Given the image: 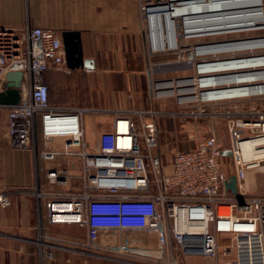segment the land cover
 Segmentation results:
<instances>
[{
	"label": "built area",
	"instance_id": "2783aa9c",
	"mask_svg": "<svg viewBox=\"0 0 264 264\" xmlns=\"http://www.w3.org/2000/svg\"><path fill=\"white\" fill-rule=\"evenodd\" d=\"M183 1L188 0H138L149 27L150 55L178 53L185 41L210 38L197 44L188 56L186 66L196 65L195 77L150 76L152 101L144 110L53 107L46 73H71L60 32L31 26L0 28V80L19 71L25 81L20 103L0 104V117L3 111L7 113L11 147L32 152L38 166L61 158L81 170L82 186L72 184L67 169L50 167L45 182L38 177L31 190L21 192L36 200L39 230L44 218L50 225L76 224L86 230L84 238L40 230L35 241L40 249L39 264L53 257L46 247L74 249L124 264H191L181 253L202 255L206 264H264V195H250L246 182L249 172L264 163V63L239 71L200 70L264 59V35L259 34L264 31V0H257L254 6L260 10L261 21L244 31L251 32L250 37L225 38L243 33L236 31L189 34L178 19L173 47L158 49L151 34L150 10ZM163 35L165 38L167 32ZM239 42L254 45L240 51L225 47ZM248 74L254 78L231 81ZM221 93L230 94L218 95ZM167 97H175L181 111L153 106L154 100ZM96 114L110 116L112 129L89 140L85 118ZM167 116L191 123L224 122L229 145H220L213 132L203 134L195 148L176 152L165 164L157 150V123ZM57 138L65 141L61 149L53 143ZM259 138L260 143L248 145ZM227 150L230 156L223 154ZM254 150L262 153L256 155ZM232 175L240 195L226 188ZM11 194L0 192V207L11 205ZM139 230L153 234L154 245H133L126 240L128 233Z\"/></svg>",
	"mask_w": 264,
	"mask_h": 264
},
{
	"label": "crops",
	"instance_id": "0c3cea01",
	"mask_svg": "<svg viewBox=\"0 0 264 264\" xmlns=\"http://www.w3.org/2000/svg\"><path fill=\"white\" fill-rule=\"evenodd\" d=\"M27 26L52 28L58 30L61 36L65 31L79 32L84 59L94 62L93 69H71L70 74L56 71L46 73L45 80L50 88L53 107L129 111L144 110L150 106L142 96V76L145 71L141 65L146 67L147 64V25L140 14L138 0H0V28L22 29ZM140 54L144 56L142 59ZM50 72L59 73L65 78H55L52 74L56 73ZM87 72L100 76L101 80L97 84L93 82L85 86V81L81 82L80 79L85 74L89 75ZM121 76L122 85L116 82L119 80L116 77ZM83 89L89 93L90 103L75 104V99L82 101L80 92ZM65 93L71 94L70 102L65 100ZM149 97L150 92L145 100ZM85 122L89 140L111 130L113 125L112 118L102 114L88 115ZM222 124L223 135H219L215 129L211 131L216 133L220 145L227 147L229 137L225 132V123ZM64 142L60 138L53 141L58 149L63 147ZM50 167L67 169L72 184L82 186L78 165L70 166L65 159L59 158L54 163L40 162L38 166L32 152L11 147L7 133V113L3 111L0 117V192L7 190L12 194L11 205L0 207V264H39L40 249L35 241L42 229L51 234L75 238L86 236V230L76 224L50 225L45 218L39 230L36 200L21 192L31 190L38 177L41 182H45V171ZM125 237L133 245L155 243L153 234L140 230L128 233ZM48 248L52 250L53 257L45 259L46 264H124L83 255L74 249ZM180 256L191 264L207 263L202 255L181 253Z\"/></svg>",
	"mask_w": 264,
	"mask_h": 264
},
{
	"label": "rangeland",
	"instance_id": "374dc122",
	"mask_svg": "<svg viewBox=\"0 0 264 264\" xmlns=\"http://www.w3.org/2000/svg\"><path fill=\"white\" fill-rule=\"evenodd\" d=\"M181 19V18H180ZM178 20V23L181 22V20ZM147 26V31H148ZM260 35H264V31H261L259 33ZM251 36V32H243V33H237V34H230L227 35L226 39H237V38H247ZM210 38H201V39H190L188 41H185L183 44V47L180 49L178 53H166V54H159V55H150L148 44H147V64L142 66V70L145 71V74H143V92L142 96L144 97V101L147 102L146 104L151 105V86H150V76H154V78H171V77H178V76H194L195 77V71H196V65L195 68H187V61L188 56L190 52H192L194 47L197 44L200 43H206ZM140 57L142 59L143 54H140ZM142 61V60H141ZM199 60H197L198 64ZM180 66V67H176ZM180 71V72H177ZM56 73V72H52ZM89 75L85 74L83 77H81L80 81L85 83V86L89 83L95 82L96 84L99 82V79L101 80L100 76H95V74ZM55 78H65V76L56 73L52 74ZM49 76V74H48ZM117 78L120 80H117ZM83 79V80H82ZM107 78H105L106 80ZM116 82H120V85L123 84V79L121 77H116ZM148 80V83H147ZM85 89V87H84ZM82 90L80 92V100L75 99L77 102L75 104H87L90 103V95L87 94L85 90ZM150 97L147 98V101L145 100L146 96ZM102 94V93H100ZM128 96V93H126ZM85 96H89L88 98H85ZM95 96L96 93H95ZM64 98L66 101L71 100V94L65 93ZM194 105H197V103H193ZM153 106L159 107L164 111H181V108L176 103L175 97H167L163 98L162 100H154ZM160 108V107H159ZM158 109V108H156ZM158 126V141H159V147L158 151L162 155L164 163L169 164L172 160L173 155L176 152L179 151H186L190 148L195 147L197 141L200 137H202L203 134L209 135L211 130H216L219 135H223L222 131H224V125L222 123H212L210 121L200 120L196 122H188L182 119H174L171 118V116L162 117L158 120L157 123ZM200 127V128H199ZM226 132V131H225ZM216 134V133H215ZM221 141V139H220ZM40 163V162H39ZM247 185H248V191L250 195H264V163L261 164V167L257 170H253L249 172L247 177Z\"/></svg>",
	"mask_w": 264,
	"mask_h": 264
},
{
	"label": "bare ground",
	"instance_id": "6f19581e",
	"mask_svg": "<svg viewBox=\"0 0 264 264\" xmlns=\"http://www.w3.org/2000/svg\"><path fill=\"white\" fill-rule=\"evenodd\" d=\"M256 3L257 0H197L191 4L178 6L169 4L154 6L149 13L151 34L158 49H163L164 46L173 47L179 26L177 20L180 18L189 34L244 32L255 27L261 21L260 10L254 8L257 5ZM184 11H188V13H182ZM166 32L167 36L164 38L163 34ZM253 45L252 42H239L225 47L240 51L248 50ZM257 63H264V59L203 66L200 70L239 71L241 68L254 67ZM247 70L250 69H244L243 71ZM247 78H254V76L252 74L236 76L231 81L246 80ZM195 89L196 87L192 88V90ZM169 93H172V91H169ZM230 93L218 95H228ZM192 100H194V97H192ZM261 141L260 138L255 139L248 145L258 144ZM258 151L254 150V154L259 155L262 153Z\"/></svg>",
	"mask_w": 264,
	"mask_h": 264
},
{
	"label": "water",
	"instance_id": "95a60500",
	"mask_svg": "<svg viewBox=\"0 0 264 264\" xmlns=\"http://www.w3.org/2000/svg\"><path fill=\"white\" fill-rule=\"evenodd\" d=\"M197 0L180 2L179 5L191 4ZM172 8V7H171ZM184 14L188 11L182 12ZM62 41L65 50L66 64L70 69L86 68L93 69L92 59H84L81 36L79 32L65 31L62 33ZM238 62V61H234ZM242 62V61H241ZM233 63V62H230ZM229 64V63H228ZM24 76L19 71H12L5 74L0 80V104H18L22 101L24 94ZM224 155H231V151H224ZM226 188L231 190L234 195H240L235 175L230 176Z\"/></svg>",
	"mask_w": 264,
	"mask_h": 264
},
{
	"label": "trees",
	"instance_id": "16d2710c",
	"mask_svg": "<svg viewBox=\"0 0 264 264\" xmlns=\"http://www.w3.org/2000/svg\"><path fill=\"white\" fill-rule=\"evenodd\" d=\"M50 73H52V72H50ZM47 76V75H46ZM47 83V82H46ZM48 84V83H47ZM48 87H49V85H48ZM49 96H50V88H49ZM51 103V102H50ZM159 152V151H158Z\"/></svg>",
	"mask_w": 264,
	"mask_h": 264
}]
</instances>
